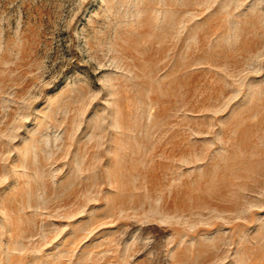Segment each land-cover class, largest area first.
Here are the masks:
<instances>
[{
    "label": "rangeland",
    "instance_id": "obj_1",
    "mask_svg": "<svg viewBox=\"0 0 264 264\" xmlns=\"http://www.w3.org/2000/svg\"><path fill=\"white\" fill-rule=\"evenodd\" d=\"M0 264H264V0H0Z\"/></svg>",
    "mask_w": 264,
    "mask_h": 264
}]
</instances>
